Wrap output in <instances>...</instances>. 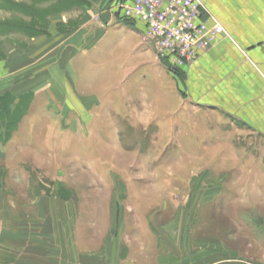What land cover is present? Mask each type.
Wrapping results in <instances>:
<instances>
[{
	"label": "crops",
	"instance_id": "obj_1",
	"mask_svg": "<svg viewBox=\"0 0 264 264\" xmlns=\"http://www.w3.org/2000/svg\"><path fill=\"white\" fill-rule=\"evenodd\" d=\"M83 1L51 12L38 34L2 36L5 46H16L0 58V264H264V158L242 160L240 175L249 186L240 203L173 207L172 222L167 206H122V189L96 185L105 176L83 175L81 189L60 177L72 161L59 159L69 132L53 111L34 109L57 98H164L161 111L170 115L184 98L205 99L264 134V0H202L229 37L176 75L145 41L144 23L117 18L118 0ZM4 98H14L7 113ZM23 98L33 103L9 128ZM135 191L128 197H150ZM237 214L246 216L241 228Z\"/></svg>",
	"mask_w": 264,
	"mask_h": 264
},
{
	"label": "rangeland",
	"instance_id": "obj_2",
	"mask_svg": "<svg viewBox=\"0 0 264 264\" xmlns=\"http://www.w3.org/2000/svg\"><path fill=\"white\" fill-rule=\"evenodd\" d=\"M40 1L0 0V58L6 56L9 46H16L13 41L5 46L2 36L20 32L14 26L26 23L20 15L31 17L39 25L42 22L44 27L47 17L56 11L50 6L38 7ZM9 28L15 29L10 32ZM27 34L34 35L31 31ZM179 88L183 93L184 89ZM73 99L57 98L56 102L34 105L35 110L46 108L56 113L59 128H67L69 132L64 136L68 143L65 140L62 143L67 144L68 150L61 151L59 159L72 161H68L71 164L65 170L59 169V176H68L79 189L84 184L83 175L105 176L106 182L96 185H105L107 190L122 189V206H167L171 214L165 217L172 222L178 217L173 207L223 208L240 203L245 186H249L240 175L242 160L264 158V134L254 132L237 117L216 111L214 106L204 103L205 99L193 102L184 98V105L180 103L182 106H176L170 115L161 111L164 98ZM182 99L179 98L181 102ZM13 101L14 98L3 99V113L10 111ZM32 103V98H23L22 107L15 110L7 126L18 127L19 116ZM139 120L144 124L136 125ZM253 186L256 191L259 189L258 183H251L250 187ZM131 190L139 195L150 193V197L129 198ZM134 217L139 221L136 224L144 226L142 215ZM154 217L161 218V215L156 213ZM244 217L234 216L239 228ZM140 226L138 234L143 237L146 232Z\"/></svg>",
	"mask_w": 264,
	"mask_h": 264
},
{
	"label": "built area",
	"instance_id": "obj_3",
	"mask_svg": "<svg viewBox=\"0 0 264 264\" xmlns=\"http://www.w3.org/2000/svg\"><path fill=\"white\" fill-rule=\"evenodd\" d=\"M115 8L120 21L145 24V41L172 73L194 64L218 38L229 37L202 0H118Z\"/></svg>",
	"mask_w": 264,
	"mask_h": 264
},
{
	"label": "trees",
	"instance_id": "obj_4",
	"mask_svg": "<svg viewBox=\"0 0 264 264\" xmlns=\"http://www.w3.org/2000/svg\"><path fill=\"white\" fill-rule=\"evenodd\" d=\"M45 1H50V0H41L40 2H45ZM82 2V0H56L55 5H53L54 10L59 11V12H63L66 11L68 9H72L73 7L78 6L80 3ZM61 6V7H60ZM55 12V11H52ZM40 24L42 25L43 23L40 22ZM39 25V23H36L34 21H32L31 23H23L21 24V22L19 24H15L14 26H16V28H19L20 32H24L27 33L28 31L35 33H40L42 32V30H36V26H40L42 28V26ZM10 32L13 31L15 28H9ZM27 31V32H25Z\"/></svg>",
	"mask_w": 264,
	"mask_h": 264
}]
</instances>
